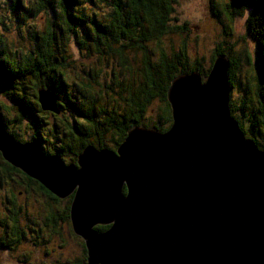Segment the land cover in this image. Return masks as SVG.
<instances>
[{
  "label": "water",
  "instance_id": "95a60500",
  "mask_svg": "<svg viewBox=\"0 0 264 264\" xmlns=\"http://www.w3.org/2000/svg\"><path fill=\"white\" fill-rule=\"evenodd\" d=\"M229 67L220 54L205 80L175 77L168 130L132 126L116 150L89 145L65 164L0 120V153L57 198L73 196L85 264H264V150L231 114ZM38 94L60 113L49 90Z\"/></svg>",
  "mask_w": 264,
  "mask_h": 264
},
{
  "label": "trees",
  "instance_id": "16d2710c",
  "mask_svg": "<svg viewBox=\"0 0 264 264\" xmlns=\"http://www.w3.org/2000/svg\"><path fill=\"white\" fill-rule=\"evenodd\" d=\"M177 1L37 0L29 9L23 6L22 0H14L16 12L19 7H23L27 15L31 13V16L37 17L46 13L49 19L46 30L31 33L32 47L26 51L27 54L22 53L21 56H14L11 51H7L8 47L0 34V95H4L16 108L15 116L10 121L0 111V120L7 132L18 141L27 142L23 139V133L17 131L27 123L35 131L29 138L30 141L41 146L46 144L43 150L49 156L75 157L72 163H76L78 154L88 145L97 149L106 147L104 139L109 133H113L116 150L132 126L146 125L148 108L156 100L162 106L160 116L153 126L161 131L168 130L172 124V116L167 91L172 80L191 72L200 73L205 80L215 58L220 54L227 56L230 61V92L237 89L239 93H243L244 87L237 80L236 74L240 68L239 62L229 56L227 49L218 47L215 50L208 69H204L198 62L189 64L185 44L179 52L167 53L163 40L174 33H184L187 30V24L175 25L179 21L176 16ZM218 1L210 0L212 11H216ZM88 3H91L92 11L88 10ZM228 3L224 4V8L230 29L238 17L249 13L246 30L249 39L256 45V86L259 89L255 95L258 115L252 116L248 129L245 130L237 118L240 115L238 112L248 109L246 101H240V107H237V103L230 99L229 107L244 134L254 140L259 149L264 150V0H228ZM97 6H100L99 11L95 9ZM71 44L77 47L80 54L94 56L98 61L97 65L90 66L88 70L82 68L80 72H74L76 80H72V83L68 81L69 75L75 70V62L70 54ZM153 44L157 53L151 47ZM133 50L142 54L139 68L136 67L135 58L131 59ZM110 62L114 65L109 66ZM104 75L109 77L106 84ZM40 90H49L53 94L59 114L42 110L38 100ZM110 94L114 96L109 98ZM3 107L1 104L0 110ZM64 112L69 113L70 121L62 120L66 118ZM47 115L55 119L51 128L47 127ZM255 118L263 126L252 122ZM0 165H5L10 174L27 177L26 181L36 186L32 191L45 196L51 207L55 206L56 209L63 201L37 181L12 167L1 154ZM124 192L126 193V188ZM9 194L10 228L4 222L3 225L6 226L5 233H11L12 239L7 243L6 237L0 238V249L13 248L21 235L12 188ZM72 200L73 196L68 197L69 205L58 214V220L68 222L70 226ZM108 228L97 226L95 229L104 232ZM82 247L83 258L66 264H85L87 251L84 242Z\"/></svg>",
  "mask_w": 264,
  "mask_h": 264
},
{
  "label": "rangeland",
  "instance_id": "374dc122",
  "mask_svg": "<svg viewBox=\"0 0 264 264\" xmlns=\"http://www.w3.org/2000/svg\"><path fill=\"white\" fill-rule=\"evenodd\" d=\"M13 1L0 0V34L4 38L6 47H8L7 51H11L10 53L14 56H21L22 53H26L32 47L31 33L35 30L42 32L48 24L49 16L46 13H41L37 17L31 16V13L27 15L23 7H19L18 12H16L17 6ZM36 2L37 0H22L23 6H27L29 9ZM226 2L229 4L228 0H219L216 4V11H212L210 0H178L176 16L179 21L175 25L187 24V30L184 33H174L165 38L163 47H165L168 54H171L172 52H179L185 44L189 64L194 65L198 62L204 69L210 67L213 54L218 47L227 49L229 56L238 60L240 66L236 74L237 80L244 87L242 89L243 93H239L237 89L231 90L230 99L237 103V107H240V101H246L248 109L242 112L236 111L237 114H240L237 118L240 119L241 125L246 130L251 125L250 119H253L252 116L254 114L258 115V102L255 97L259 90L256 86V45L247 35L246 27L249 13L246 12L242 17H238L230 29L224 8ZM90 4L88 3L87 7L88 10L92 11L93 8L91 9ZM101 5L105 9L107 8L103 4ZM99 7L97 6L95 9L99 11ZM151 47L154 48V44ZM134 51H132L131 59L135 58L136 67L139 68L142 54L139 51ZM154 52L157 53L155 48ZM70 54L75 62V70H73V74L69 75V80L67 79L70 83H72V80H76L75 73L80 72L82 68L88 70L90 66L98 64V61L93 58L94 56L80 54L74 44H71ZM113 65L114 63L110 62L109 66ZM104 78L106 84L109 77L104 75ZM99 81L103 84L102 79ZM112 96L114 95L110 94L109 98ZM1 104L4 107L0 111L5 119L10 121L15 116L16 108L8 102L4 95H0ZM161 106L162 104L156 100L148 108L145 122L148 127H154V122L160 116ZM64 113L66 118L62 117V120H69V113ZM46 118L49 123L47 127L55 123L52 116L47 115ZM252 122L259 123L258 118H255ZM17 131L23 133V139L27 141H30L29 138L35 134V131L27 123H24ZM104 141L106 143L104 148L114 150L113 133H109ZM42 147L45 149L46 144H43ZM61 158L65 164H71L74 162L72 159H75L71 155L62 156ZM11 174L13 180H4L0 177V221L9 225L8 228H10L9 198H11V194L9 193L12 188L18 212V224L24 237L23 244L18 251L0 250V264H66L82 259L83 240L72 232L70 224L57 221L59 222L57 225L51 226L53 223L46 220L47 217L51 219L53 213L60 214L69 205L67 198L63 199L55 209V206H50L51 203L45 196L38 191H32L36 186L30 185L21 175ZM5 176L6 174H3V177ZM29 190L31 193H28ZM0 226L3 227L2 230H6V226L1 224ZM7 231H10V229H7ZM37 236H40V238H36Z\"/></svg>",
  "mask_w": 264,
  "mask_h": 264
},
{
  "label": "flooded vegetation",
  "instance_id": "af4514ba",
  "mask_svg": "<svg viewBox=\"0 0 264 264\" xmlns=\"http://www.w3.org/2000/svg\"><path fill=\"white\" fill-rule=\"evenodd\" d=\"M3 164V163H2ZM6 166L5 165H0V177L1 178H3L4 180H13L14 178L13 177H11V174H10V172H6V171H8L6 168H5ZM3 174H6V176L5 177H3ZM21 177L24 179V180H28L27 179V177H25V176H22L21 175ZM10 217H11V215H10ZM9 217V218H10ZM51 217V216H50ZM58 214H52V217H51V219H49V217H47V221L49 220V221H51L53 224H51V226H54V225H57V223H59V222H57V221H59L58 220ZM0 224L1 225H3V222L2 221H0ZM19 228V231H20V233H21V235H19V237H20V240H19V242L17 243V244H15L14 246H13V248L11 249H4V250H7V251H11V252H15V251H18L19 249H20V246H22V244H23V232L21 231V229H20V227H18ZM3 229V227H1L0 226V230H1V234H0V238H5L6 237V239H7V243H8V241H10V238L12 239V236H11V233H9V234H7V233H5L6 232V230H2ZM2 231H3V234H2ZM39 234V233H38ZM36 238H40V236H37ZM4 243H6V240H4ZM10 244H11V242H9ZM0 250H2V249H0Z\"/></svg>",
  "mask_w": 264,
  "mask_h": 264
}]
</instances>
